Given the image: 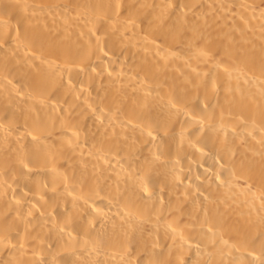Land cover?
<instances>
[{"label": "bare ground", "instance_id": "obj_1", "mask_svg": "<svg viewBox=\"0 0 264 264\" xmlns=\"http://www.w3.org/2000/svg\"><path fill=\"white\" fill-rule=\"evenodd\" d=\"M0 264H264V0H0Z\"/></svg>", "mask_w": 264, "mask_h": 264}]
</instances>
